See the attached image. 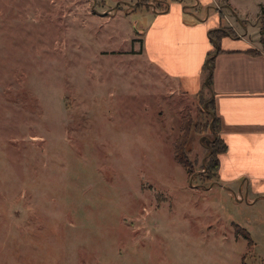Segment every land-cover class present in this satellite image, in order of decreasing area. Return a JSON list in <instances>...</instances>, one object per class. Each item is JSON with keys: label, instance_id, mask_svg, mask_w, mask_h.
<instances>
[{"label": "rangeland", "instance_id": "1", "mask_svg": "<svg viewBox=\"0 0 264 264\" xmlns=\"http://www.w3.org/2000/svg\"><path fill=\"white\" fill-rule=\"evenodd\" d=\"M116 3L0 0L5 256L40 242L58 264H264V200L203 168L223 146L209 88L190 97L142 72L126 34L146 10L112 20ZM249 12L260 30L264 11Z\"/></svg>", "mask_w": 264, "mask_h": 264}, {"label": "crops", "instance_id": "2", "mask_svg": "<svg viewBox=\"0 0 264 264\" xmlns=\"http://www.w3.org/2000/svg\"><path fill=\"white\" fill-rule=\"evenodd\" d=\"M116 1L102 7L112 12V20L120 18L125 8L129 13L140 5L146 10L143 27L126 34L130 53L144 63L142 72L159 74L167 89L190 97L197 95L207 79L204 65L209 51L215 49L210 29L231 25L235 30V35L221 38L209 89L220 118L219 133L227 145L219 154L216 178L221 185L238 183L239 197L246 195L253 203L264 200V25L259 30L249 16L251 5L264 11V0H160L158 10L150 8L148 0ZM4 199L0 195V226L5 221ZM52 204L57 205L48 203V232L57 234L52 220L60 217L54 215ZM19 219L14 216L11 222ZM0 235V264H58L42 253L48 246L40 242L31 244L28 257L25 250L6 257L5 248L16 243L5 246Z\"/></svg>", "mask_w": 264, "mask_h": 264}, {"label": "trees", "instance_id": "3", "mask_svg": "<svg viewBox=\"0 0 264 264\" xmlns=\"http://www.w3.org/2000/svg\"><path fill=\"white\" fill-rule=\"evenodd\" d=\"M210 33V37L212 42L214 43L215 49L210 50L208 53V59L204 65V69L207 72V80L204 79L202 88L197 92V95H202L203 92L205 91V89L208 87L210 89L211 87V83H212V70L214 68V59H215V54L216 51L219 50L220 48V41L221 38L225 35H235V31L230 27V26H225V25H221L219 27L216 28H212L209 31ZM209 75V76H208ZM206 101V100H205ZM209 104L211 105L212 109L209 111L211 113V123H209V127L211 129V131L214 132V134L216 133L215 139L213 141H216L218 139H220L223 143L222 148H217L215 145L210 147V151L208 154V158L204 163L203 168L205 169V171H207V175L206 177L208 178V172L211 170V168H214V172L216 173V171L218 170L219 167V154L224 152L227 149V145L224 141V139L222 138V136L220 135V118L216 113V110L214 108V99H208ZM180 162L186 167L188 168V170H190V167L188 165V163L186 162L185 159L179 157ZM239 225V224H238ZM239 228H242L243 231H241ZM239 228L237 227L236 232L237 233H241L242 235H244L247 239L248 242L251 243L252 237L250 235V233L248 232V230L246 228H243L242 226H239Z\"/></svg>", "mask_w": 264, "mask_h": 264}, {"label": "built area", "instance_id": "4", "mask_svg": "<svg viewBox=\"0 0 264 264\" xmlns=\"http://www.w3.org/2000/svg\"><path fill=\"white\" fill-rule=\"evenodd\" d=\"M149 2H147V4H149L148 6L151 7L153 10H158V3L160 0H148Z\"/></svg>", "mask_w": 264, "mask_h": 264}, {"label": "water", "instance_id": "5", "mask_svg": "<svg viewBox=\"0 0 264 264\" xmlns=\"http://www.w3.org/2000/svg\"><path fill=\"white\" fill-rule=\"evenodd\" d=\"M209 76V75H208ZM208 78V77H207ZM207 80V79H206ZM212 125V124H211Z\"/></svg>", "mask_w": 264, "mask_h": 264}]
</instances>
